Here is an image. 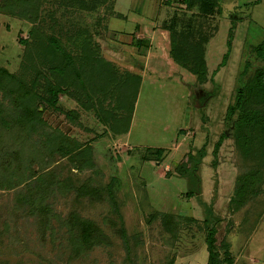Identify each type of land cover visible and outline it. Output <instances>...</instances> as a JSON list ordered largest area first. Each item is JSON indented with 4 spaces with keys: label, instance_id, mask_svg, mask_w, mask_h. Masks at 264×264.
Listing matches in <instances>:
<instances>
[{
    "label": "rangeland",
    "instance_id": "rangeland-1",
    "mask_svg": "<svg viewBox=\"0 0 264 264\" xmlns=\"http://www.w3.org/2000/svg\"><path fill=\"white\" fill-rule=\"evenodd\" d=\"M4 5L0 68L28 86L40 74L38 95L47 99L50 71L63 66L51 38L79 71L83 43L98 46L119 82L75 72L80 78L62 81L55 107L37 101L43 123L35 129L2 114L0 264H207L208 225L217 245H227L224 264H264V91L248 103L244 131L239 108L229 113L264 70L255 51L264 41V0H218L213 12L182 0H37L34 15ZM171 31L189 44L207 39L204 84L171 58ZM126 74L142 84L125 134L107 115H129L119 108ZM0 105L12 110L2 89ZM14 151L22 156L6 170L1 163ZM257 173L261 180L239 198V177ZM85 184L98 199L78 197ZM70 215L99 226L102 242L72 247Z\"/></svg>",
    "mask_w": 264,
    "mask_h": 264
},
{
    "label": "trees",
    "instance_id": "trees-1",
    "mask_svg": "<svg viewBox=\"0 0 264 264\" xmlns=\"http://www.w3.org/2000/svg\"><path fill=\"white\" fill-rule=\"evenodd\" d=\"M37 0H5V11H9L10 14H17L18 11L22 9L24 5L28 6L31 10V14H35ZM186 6H191L193 2L198 1L201 2V9L203 12L214 11V7L218 5V0H182ZM171 39V50L170 56L173 61L186 69L191 74H193L197 81L200 84H204L207 81L208 69L206 62V51L204 49V44L207 42V39L203 38L195 44H189L186 40H181L178 35L174 32H170ZM88 40V39H85ZM138 43V42H137ZM140 45L142 42H139ZM138 43V45H139ZM50 47L58 53L63 59V66L60 68H53L50 73L54 81L48 84V87L45 89V94H47V99L37 94V86L39 85L40 74L36 76L34 80H32V84L28 86V84L15 76L14 74H10L7 70L0 68V89L4 91V94L7 93L9 100L12 104V110L4 111L3 107L0 105V151H3V135L1 133V128L5 126L6 118L2 116L4 113L6 116L13 118V121L18 126L20 125L22 129L28 130L29 128L35 129L36 126L42 125L43 123V111L40 110V103L47 102L52 107L57 105L58 96L61 94V84L62 81L67 83L74 82L75 78L78 75L84 73H90L91 81L95 79L102 78L106 79L108 82H119L117 78V71L114 66L105 61L104 59L99 57V48L98 46H91L89 41H86L82 45L81 50V71L76 68V58L71 56L66 49L59 43L57 39L51 38ZM256 54L259 59L264 60V41L256 48ZM71 70V71H70ZM73 72L72 75L70 72ZM78 74H76V73ZM66 73L67 76L64 75ZM67 78V81H66ZM142 84V77L135 75L126 74L123 78V83H121L122 88L125 90V94L121 96L119 108L129 111V115L122 116L120 119L114 114L107 115V120L111 121L112 129L117 133H128L130 124L132 121V115L134 106L130 104L131 98H137L139 90ZM66 85V84H65ZM97 88V85H95ZM264 91V70H258L255 77L250 80L244 89L240 90L237 94V103L235 107H231L229 109V113L232 115L236 108H239V112L242 113V118L239 120L237 129L239 131H244V127L248 125V128L251 125V119L249 117V111H247L248 103H252L255 95H259V92ZM127 95L130 93L129 96ZM127 96V97H126ZM44 100V101H43ZM37 101L40 103H37ZM124 110V109H123ZM11 113V115H10ZM18 113V114H17ZM69 116V115H68ZM104 121V120H103ZM254 123V122H253ZM246 133V131H245ZM67 140L66 138H64ZM157 153L162 155L164 153L163 150H158ZM21 157V153L14 151V153H9L6 156V161L2 162L1 166L4 165L6 170H9V163L14 161V159H19L18 156ZM190 155L186 162H182L177 170L180 173H187L189 169V161ZM30 171H33L32 169ZM250 177V180L248 179ZM261 180V177L258 175H243L241 178L239 177L238 183L240 184V191L237 193V196L242 197L243 194L250 189L249 185H255L258 181ZM43 178L39 179V187L36 190L41 192L40 188L43 186ZM32 192V190H28ZM34 191V190H33ZM79 198L90 197L91 199H98L100 195V191L97 188H93L88 184H85L76 190ZM235 201V200H233ZM238 202V201H236ZM242 202H238L241 204ZM46 207L44 211H46ZM164 220H168L169 216H163ZM65 224L69 226V242L72 247H78L79 249H84L85 247H93L102 242V231L93 222H88L78 218L77 215H70L68 219L65 221ZM169 227V226H167ZM217 228L213 226H209L207 228V250H208V262L207 264H224L228 262V259L225 257L222 259V252H226L227 245H217L216 240ZM232 262L230 261L229 264Z\"/></svg>",
    "mask_w": 264,
    "mask_h": 264
},
{
    "label": "crops",
    "instance_id": "crops-1",
    "mask_svg": "<svg viewBox=\"0 0 264 264\" xmlns=\"http://www.w3.org/2000/svg\"><path fill=\"white\" fill-rule=\"evenodd\" d=\"M253 0H249V2H252ZM260 1V0H259Z\"/></svg>",
    "mask_w": 264,
    "mask_h": 264
}]
</instances>
